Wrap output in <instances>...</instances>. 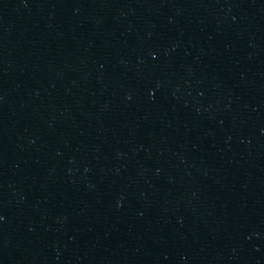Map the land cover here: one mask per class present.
Returning <instances> with one entry per match:
<instances>
[{
	"label": "water",
	"instance_id": "obj_1",
	"mask_svg": "<svg viewBox=\"0 0 264 264\" xmlns=\"http://www.w3.org/2000/svg\"><path fill=\"white\" fill-rule=\"evenodd\" d=\"M0 264H264V0H0Z\"/></svg>",
	"mask_w": 264,
	"mask_h": 264
}]
</instances>
